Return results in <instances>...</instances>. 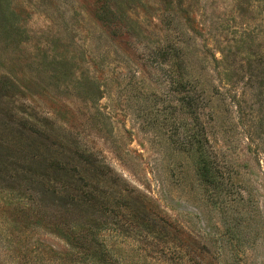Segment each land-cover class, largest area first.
I'll list each match as a JSON object with an SVG mask.
<instances>
[{
	"label": "rangeland",
	"instance_id": "obj_1",
	"mask_svg": "<svg viewBox=\"0 0 264 264\" xmlns=\"http://www.w3.org/2000/svg\"><path fill=\"white\" fill-rule=\"evenodd\" d=\"M0 264H264V0H0Z\"/></svg>",
	"mask_w": 264,
	"mask_h": 264
},
{
	"label": "trees",
	"instance_id": "obj_2",
	"mask_svg": "<svg viewBox=\"0 0 264 264\" xmlns=\"http://www.w3.org/2000/svg\"><path fill=\"white\" fill-rule=\"evenodd\" d=\"M82 159L84 160L85 164H92V160L90 157H87V156H84V155H81ZM207 159V158H206ZM206 159L202 160V165L200 166V170L202 172V175H204L206 178H209L210 177V170H211V167L212 165H210L211 163H209ZM88 185V184H86ZM79 192L81 193L80 194V198H78V201H82L86 204H89L90 202H94V200L96 199V196L94 195V192L91 191L90 189L89 190H86L85 188H83V185H82V188L79 189ZM71 202H72V198H71ZM73 204V203H71ZM103 254H105L103 252Z\"/></svg>",
	"mask_w": 264,
	"mask_h": 264
}]
</instances>
